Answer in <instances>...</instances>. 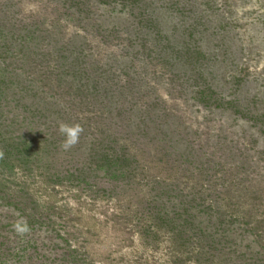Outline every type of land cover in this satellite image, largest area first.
Masks as SVG:
<instances>
[{
	"label": "rangeland",
	"instance_id": "rangeland-1",
	"mask_svg": "<svg viewBox=\"0 0 264 264\" xmlns=\"http://www.w3.org/2000/svg\"><path fill=\"white\" fill-rule=\"evenodd\" d=\"M0 153V264H264V0H0Z\"/></svg>",
	"mask_w": 264,
	"mask_h": 264
},
{
	"label": "clouds",
	"instance_id": "clouds-1",
	"mask_svg": "<svg viewBox=\"0 0 264 264\" xmlns=\"http://www.w3.org/2000/svg\"><path fill=\"white\" fill-rule=\"evenodd\" d=\"M84 129L82 125L79 123L76 124H68L65 122H61L58 125V132L60 133L61 136L64 137L62 143H61V148L64 151H68L71 148H73L80 139V136L82 135ZM2 153H0V157H2ZM17 231H19L21 234L26 233L29 231L28 226L24 225L23 227H20L19 225L16 226Z\"/></svg>",
	"mask_w": 264,
	"mask_h": 264
},
{
	"label": "trees",
	"instance_id": "trees-1",
	"mask_svg": "<svg viewBox=\"0 0 264 264\" xmlns=\"http://www.w3.org/2000/svg\"><path fill=\"white\" fill-rule=\"evenodd\" d=\"M184 212V214H185V210L183 211ZM184 214H181V227H184V226H188V225H190L189 224V222H188V220H187V218H182V216H184Z\"/></svg>",
	"mask_w": 264,
	"mask_h": 264
}]
</instances>
